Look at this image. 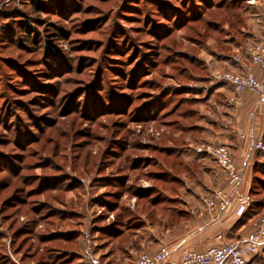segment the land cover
<instances>
[{"label":"rangeland","instance_id":"obj_1","mask_svg":"<svg viewBox=\"0 0 264 264\" xmlns=\"http://www.w3.org/2000/svg\"><path fill=\"white\" fill-rule=\"evenodd\" d=\"M244 1L0 0V264H105L109 252L130 263L140 202L113 199L105 179L156 201L169 186L156 173L204 177V163L178 169L160 151L191 145L178 113L199 118L225 71L208 77L204 52L243 28ZM247 264H264V251Z\"/></svg>","mask_w":264,"mask_h":264},{"label":"crops","instance_id":"obj_2","mask_svg":"<svg viewBox=\"0 0 264 264\" xmlns=\"http://www.w3.org/2000/svg\"><path fill=\"white\" fill-rule=\"evenodd\" d=\"M243 15L246 18L243 28L235 33L228 31L217 48L205 50L203 61L208 77L212 72L225 70L238 74L250 71L255 77L261 78L260 68L251 64L246 52L249 46L264 40V9L260 0H245ZM237 57L238 62L234 61ZM212 88V94L204 106L199 107V118L193 128L187 131V141L191 145L177 151L172 149L178 158L190 161L193 166L204 163L203 166H207L204 177L173 175L170 181L163 182V186L169 185L168 190L162 187L158 200L148 197L137 199L140 204L133 205L130 211H139L141 222L127 234L123 252V256L127 255L125 251L133 255L129 264H134L140 254L154 253L162 247L173 250L174 257L179 258L182 251L203 252L216 246L218 235L222 236L223 242L242 241L252 232L251 222L259 214L248 212L240 218L231 214L221 217L219 221H210L202 200L214 190L227 189L226 179L216 166L210 164L217 172L209 169L210 158L198 155L195 145L197 142H206L227 146L233 161L243 173L241 191L249 194L253 168L261 164L262 159L259 154L261 151L251 146L253 142L264 144V103H258L248 92L237 94L228 85L213 84ZM231 98L235 99L234 104L229 103ZM145 211H166L167 215L154 212L156 216L150 220L147 216L149 212ZM119 237L115 235L112 238ZM111 258L113 253L109 252L105 264H112Z\"/></svg>","mask_w":264,"mask_h":264},{"label":"built area","instance_id":"obj_3","mask_svg":"<svg viewBox=\"0 0 264 264\" xmlns=\"http://www.w3.org/2000/svg\"><path fill=\"white\" fill-rule=\"evenodd\" d=\"M251 64L258 66L261 78L255 77L250 71L244 74L223 71L212 76L214 84L228 85L237 94L248 92L258 103H264V40L249 46L246 50ZM238 62V58H234ZM234 98L229 103L234 104ZM252 149L264 152V144L253 142ZM195 152L206 155L214 160L222 170L226 179L227 189H217L206 195L202 203L211 222L219 221L223 216L234 214L242 217L250 208L252 198L248 193L241 191L243 173L233 161L229 149L225 145L203 143ZM251 234L242 241L223 242L221 235L216 240L218 244L203 252L182 251L179 258L174 257V251L166 247L154 253L140 254L134 264H246L247 261L264 248V214L251 223ZM89 264L98 262L89 257Z\"/></svg>","mask_w":264,"mask_h":264},{"label":"trees","instance_id":"obj_4","mask_svg":"<svg viewBox=\"0 0 264 264\" xmlns=\"http://www.w3.org/2000/svg\"><path fill=\"white\" fill-rule=\"evenodd\" d=\"M30 4L32 6H36L35 5V0H30ZM235 7L236 6H233V5L229 6V8H235ZM190 59H191L190 60V63H191L190 66H192V64L195 63L196 60L194 58H190ZM178 118H180L182 120V122H184V121L185 122L186 121L188 122V124L185 125V122L184 123L181 122V124H180V121H179L178 124H177V126L175 127V128H178L177 131L179 133H181V134H184L188 130L192 129L193 126H194V124H195V122H196V120H197L196 119V116L194 114H191L190 112H188V113H182V112L181 113H178ZM190 121H193V124H190L189 123ZM162 150L160 152H163V154L171 155V157L173 156V162H177V168L178 169H180V166L182 167V165L184 163L183 159L178 158V156L175 155V153L173 152L172 149H170V150L169 149H166V150H163V151ZM168 174H169V172L168 173H166V172H159V173H156L154 175V177L156 179L161 180V183L163 184V182L170 181L172 175H168ZM262 176L264 177V164H256L254 166V168H253V178H252V183H251V190H250V193H249V195L252 198V204H251L250 208L248 209V211L246 213L250 212L251 214H259L260 215V211L262 209H264V200L263 201H256L255 199H253V198H256L258 196L259 192H260L259 190L257 191V189H256V186L257 185H260L261 188H262V191L264 192V183H263L264 181L262 179H260V177H262ZM105 181H107L108 184L111 187H114V188H117L118 187L120 189L119 192L113 193V195L111 196L113 199L118 200L122 191L133 195L137 199L138 198H147L148 197V195H147V193L145 191H141V190L135 189L134 187L133 188L124 187L125 186V179L121 178V176H119V177H116L115 176V177H113L111 179H108V180L105 179ZM18 193H21V192H18ZM13 198L14 197H11L10 199H13ZM105 206L109 210H114L116 204H115L114 201H107L106 204H105ZM106 231L107 232H105V234L111 235L110 237L115 236V234L117 232L114 227L108 228ZM48 237H50V239H48L47 241H52V242L59 241V239H60L59 237H55V236L52 237V235H49ZM262 251H264V248L262 249ZM258 254H256L255 256H253L252 258H250L249 260L252 261V259L255 258V257H257ZM65 260L66 259L64 258L62 261H58V263L60 262L59 264H61Z\"/></svg>","mask_w":264,"mask_h":264}]
</instances>
